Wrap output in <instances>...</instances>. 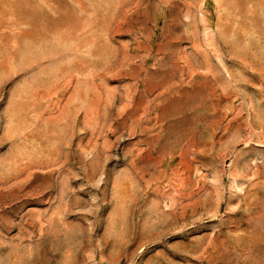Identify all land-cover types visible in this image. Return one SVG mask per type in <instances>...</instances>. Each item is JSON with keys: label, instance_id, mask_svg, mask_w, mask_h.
I'll return each mask as SVG.
<instances>
[{"label": "rangeland", "instance_id": "rangeland-1", "mask_svg": "<svg viewBox=\"0 0 264 264\" xmlns=\"http://www.w3.org/2000/svg\"><path fill=\"white\" fill-rule=\"evenodd\" d=\"M0 264H264V0H0Z\"/></svg>", "mask_w": 264, "mask_h": 264}]
</instances>
